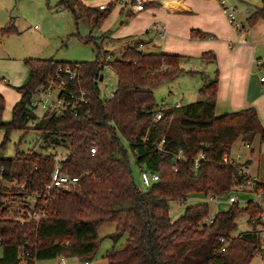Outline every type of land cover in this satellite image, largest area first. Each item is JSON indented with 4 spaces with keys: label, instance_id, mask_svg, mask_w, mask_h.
<instances>
[{
    "label": "trees",
    "instance_id": "16d2710c",
    "mask_svg": "<svg viewBox=\"0 0 264 264\" xmlns=\"http://www.w3.org/2000/svg\"><path fill=\"white\" fill-rule=\"evenodd\" d=\"M248 19L250 27L264 20V0ZM62 8L73 13L76 22L93 21L92 31L100 29L113 6L101 11L88 7L81 0H61ZM11 28L3 29L8 32ZM193 30L191 36L207 38ZM93 42L92 36L81 38ZM142 41L129 47L121 60L112 62L118 87L113 98H102L98 81L102 75L101 52L94 62H59L54 59H28V81L17 88L21 100L13 108L12 121H3L5 98L0 93V131L4 150L10 134L23 129L35 114L27 110L32 94L60 66H79L80 80L69 88L85 90L88 103L79 117L52 116L43 118L36 127L46 137L68 143L69 155L62 161V171L80 177L77 187L61 190L47 209L35 196L50 183L56 166L53 155L28 154L0 162V264H19L27 254V264L58 257L90 261L101 243L99 231L115 224L108 237L113 245L106 255L109 264H252L258 239L254 232L233 237L237 219L246 214L248 225L257 226V207L240 208L233 204L219 211L212 224L204 223L210 215L208 204L188 206L183 215L172 221L170 203L186 204L189 198L224 197L234 186L238 165L224 162L234 144L245 138L252 143L259 137L264 142V127L255 108L217 117L218 76L206 81L199 93L201 100L173 108L163 118L152 121L158 107L154 90L185 73L183 57L171 54L144 53ZM213 62L212 53L203 55ZM129 150L140 170L157 173L159 181L149 188H139L134 180ZM97 147L96 155L91 149ZM182 154V159L177 157ZM204 154L198 162L195 159ZM141 172V171H140ZM7 183L9 185H5ZM16 196L26 211L21 220L9 216L4 205L6 196ZM7 198V197H6ZM35 200L36 211L44 208L45 218L36 221L28 199ZM31 210L32 212H29ZM29 216L31 219H29ZM125 237V242L121 240ZM221 238L228 247L222 251Z\"/></svg>",
    "mask_w": 264,
    "mask_h": 264
},
{
    "label": "rangeland",
    "instance_id": "374dc122",
    "mask_svg": "<svg viewBox=\"0 0 264 264\" xmlns=\"http://www.w3.org/2000/svg\"><path fill=\"white\" fill-rule=\"evenodd\" d=\"M60 1L61 0H0V93L5 98L3 121L6 123L12 121L13 108L21 100V94L17 88L23 86L29 78V66L26 64V60L54 59L59 62L70 63L94 62L98 57L99 49L101 52V62L104 66L102 71L103 80L98 81L100 96L102 98H110L111 93L118 87L117 76L111 65L116 59L121 60L123 58V55L120 56L119 50H117L115 46L109 44L110 39L117 41L129 35L133 30L140 31L143 27H146V25L152 23L155 17L161 16L155 14L151 15L152 19L139 20L129 18L123 26L115 29L114 27L120 18L115 20L114 14L121 10L119 9L120 7L122 9L123 7L124 9H130L129 5L125 8L126 6L120 3L119 0H81L84 5L98 10L101 5L106 6L107 9L113 6L111 14L105 19L101 26V28L108 33L101 35L97 29L94 31L91 29L94 20L89 21L87 19H82L77 23L73 13L59 5ZM249 4L251 5L249 7L241 3L238 5L242 11L239 18L242 21L247 20L245 22H248V19L254 14L256 9L262 5L261 0L249 1ZM118 9L119 11H117ZM248 11L250 15L247 14ZM245 14L248 15V18ZM260 21H263V19H260L255 24H258L256 26V28H258L256 39L250 38L248 34L246 35L249 40L247 48L254 47V52L251 53L253 61L250 60V65L244 67L249 82L248 88L246 89V85H244L243 88L232 90V94L234 93L235 98L232 108L242 105L244 102L247 103L246 101L251 102L252 106H250V108H255L259 117L261 116L264 121V84L260 82V78L264 75V64L263 66H258L257 64L258 60L264 58V27H260ZM161 24L162 26L163 24L166 25L164 22ZM253 27H250L249 31H251ZM6 28H11V30L8 32L2 31ZM239 35L241 37L240 33ZM90 36L94 39L93 42L90 43H85L79 38L85 39ZM150 38H155L157 42H162L155 32L154 35L151 34ZM239 42H242V37L239 39ZM126 44L127 42L122 43V47ZM148 50L149 49L146 48L144 51L148 53ZM195 59L197 58H193L190 64H185L184 66L191 67L194 65L192 67H202L204 74L181 75L175 81L164 83L156 88L153 92L155 102L158 106L164 103H181L182 106H186L200 101L201 96L199 91L204 86L207 76L214 79L216 75L215 72L218 70V80H221L224 75L226 76L230 73L228 71L223 73L221 70V67L225 69L227 64L230 66L226 52L221 54L220 63L214 65L204 61L202 64V61ZM225 84L227 85V95H230L231 90L228 86L229 82L225 81ZM223 91L225 90H222V92ZM236 101L238 102L237 104H235ZM232 108L228 107V109ZM27 110L32 112L29 103L27 104ZM44 115L45 113L43 110H37L35 114L36 117L27 122L23 129H15L11 132L9 141L3 150L4 159H15L19 156L24 158L32 153L53 155L54 157H58L59 161H64L67 158L70 151L68 143H63L61 139L46 137L42 131L33 129L32 123L37 125ZM3 137L4 131H0V144ZM124 144L129 151L135 183L139 188L145 189L140 179L141 170L136 165L133 154L129 150V146L127 143ZM229 156L232 160L239 161V163H245L250 160V174L253 177H258V175H260L261 181H264V142L261 143L258 137H256L253 144L247 142L243 137L240 138L234 144ZM239 156L241 159H238ZM4 184L9 185L7 183ZM232 194L238 198L240 203L245 199L251 198L249 195L246 196L234 193L233 190L223 198L217 197L223 201L221 205L210 201V197L205 199L200 196L197 198L191 197L186 204H182L179 201L171 202L169 215L173 220H177L183 215L184 210L188 206L203 203L204 200H206L210 207V216H214L219 211H224L230 207L228 200ZM6 197L3 200L5 207H10L9 216L21 220L26 211L24 205H22L23 203H21L20 199L16 196L10 197L8 195ZM28 202H30L29 206L33 210L35 200L29 198ZM29 212L32 211L30 210ZM29 219H31L30 216ZM237 224L236 236L250 231L248 216L246 214L237 219ZM115 229V224H107L100 229L99 234L102 240L96 255L90 260V264H109L106 255L113 243L108 235L114 233ZM2 255L3 250L0 247V258ZM62 259L65 260V264H81L82 262L76 258L58 257L53 260L38 261L36 264H61ZM252 264H264V261L262 258L255 256Z\"/></svg>",
    "mask_w": 264,
    "mask_h": 264
},
{
    "label": "crops",
    "instance_id": "0c3cea01",
    "mask_svg": "<svg viewBox=\"0 0 264 264\" xmlns=\"http://www.w3.org/2000/svg\"><path fill=\"white\" fill-rule=\"evenodd\" d=\"M249 1L253 0H143L144 10L141 12H134L127 7H125L127 9H124V7L122 9L120 7L119 9L121 10L119 11L118 9L117 11L119 12L116 11L117 13L114 14V19L116 20L117 18H121L126 12H128L127 18L123 25L129 18H135L139 20L152 19L151 15L155 14L161 16L155 17L152 23L146 25V27H143L140 31L133 30L129 35L122 37V39L117 41H115L114 39H110L109 44L111 46H115L116 49L119 50L120 56L124 54L126 49L134 45L136 41H142V43L140 44L142 45V47L139 45V49L146 54L158 53L182 56L183 59L181 62V67H184L183 69L185 73L181 75L204 74V71H202V67H192L194 65H192L191 67L184 66L185 64H190L193 58H197L195 60L202 61V64L204 61L208 64L214 65L220 63L221 54L223 52H226L228 55L230 66H228L227 64L225 69L221 67V70L223 73L227 71L230 73L226 76L224 75L221 80H218L217 104L215 114L217 117H220L225 114L237 112L239 110L241 111L242 109L244 110L250 108V106H252V103L246 101L247 103L244 102L242 105L232 108L235 101L234 93L232 94V90L243 88L244 85H246V89L248 88L249 82L245 74L246 70H244V67H247L248 65H250L251 61H253L251 53L254 52V47L247 48V45L249 43L247 36H245L247 38L246 44H243L242 42L241 44L239 42V39L241 37L243 39V36L241 35L240 37L239 32L236 31L237 29L234 28V25L230 23L227 15L224 13V6L239 8L238 5L241 3L242 5L249 7L251 6L249 4ZM99 10H101V7L99 8ZM239 10L240 12L238 13V18L242 13L240 8ZM246 16L248 18V15ZM240 21L242 23H245V21L247 20ZM162 22L166 23V25L163 24L162 26ZM260 22V27H264V20ZM257 25H255L252 30L247 33L248 36L252 39H256L255 37L258 33V28H256ZM162 27L165 28L166 32L164 38L160 36ZM97 30L101 33V35L108 33L105 32L102 28ZM193 30H200L201 32L208 34L207 38H193L191 36ZM154 32L157 34L158 38L160 37V40L162 42H157L155 38H150L151 34L154 35ZM126 42L127 44L122 47V43ZM146 48L149 49L148 53L144 51ZM206 53L214 54L215 60L213 62L205 61L203 59V55ZM218 72L219 71L216 70L215 77L217 76ZM209 80L212 79L207 76V78L205 79V83ZM225 81L229 82L228 86L231 90L230 95H227V85L225 84ZM261 83L264 84V82ZM222 90L225 91L222 92ZM237 103L238 102L236 101L235 104ZM228 107H231L232 109H228ZM259 119H261L260 121L262 123L263 119L261 116L259 117ZM255 139L253 140V142L255 141ZM248 162L250 165V160ZM256 178L261 180L260 175H258V177ZM229 208L224 211L229 210ZM171 220L175 221L172 218ZM232 236L236 237V231ZM124 242L125 238L123 237V239L121 240V244H123Z\"/></svg>",
    "mask_w": 264,
    "mask_h": 264
},
{
    "label": "built area",
    "instance_id": "2783aa9c",
    "mask_svg": "<svg viewBox=\"0 0 264 264\" xmlns=\"http://www.w3.org/2000/svg\"><path fill=\"white\" fill-rule=\"evenodd\" d=\"M120 3L130 6V9L134 12H141L144 10L143 0H119ZM106 9V6H101V10ZM239 8H231L224 6V13L227 15L231 24L237 29V31L243 36L242 43H247V38L245 37L249 32L250 26L248 22L242 23L238 18ZM250 15V12H247ZM165 28L162 27L161 37L165 36ZM142 47V45H140ZM258 66H263L264 58L257 61ZM79 66H60L56 74L47 80L46 83L41 85L31 96L29 104L32 108V113L36 114L37 110H43L45 115L43 118H48L52 116H73L79 117L82 108L88 103L87 92L85 90L74 91L69 88L70 85H74L78 80H80V72L78 71ZM261 82H264V75L261 77ZM117 89L111 93L110 98H113ZM182 105L180 103L168 104L164 103L158 106L152 116V121L157 122L161 120L166 111L173 108H180ZM42 118V119H43ZM33 128L36 127L35 123H32ZM98 149L93 147L91 149V156H95ZM181 160L182 154L177 157ZM205 158L204 154H200L195 159V169L198 168V162ZM56 159V166L52 172L50 183L44 188L43 192L36 195V198L42 199V206L47 209L48 205H51L54 201V195L61 190H70L75 188L80 183V177L72 176L68 173L62 171V161ZM238 159H241L239 156ZM225 163H230L233 165H238V175L234 179V186L231 190L234 193L249 195L250 199H245L242 203L239 202L235 195L229 197L228 203L230 207L233 204H239L240 208H246L248 204H253L257 207V226L255 228L250 227L249 232H254L258 239V246L255 251V256H258L264 261V181L253 177L249 172V162L239 163V161L232 160L230 156L224 157ZM140 179L144 188H149L154 183L159 181V175L157 173H152L149 171L141 170ZM208 198V197H205ZM204 198V199H205ZM223 198V197H219ZM210 201L216 202V204L221 205L222 200L218 199L216 196H210ZM203 204H208L204 200ZM44 208L40 211H36V204L33 206L34 212L31 213V218L39 221L45 218L46 213ZM216 215V214H215ZM214 216H208L204 218V223L212 224L214 222ZM221 243L223 244L222 251L228 247V242L225 238H221ZM27 254L23 252L20 255L19 264H27L26 261ZM61 264H65V260H61ZM81 264H90V261H82Z\"/></svg>",
    "mask_w": 264,
    "mask_h": 264
},
{
    "label": "water",
    "instance_id": "95a60500",
    "mask_svg": "<svg viewBox=\"0 0 264 264\" xmlns=\"http://www.w3.org/2000/svg\"><path fill=\"white\" fill-rule=\"evenodd\" d=\"M127 14L128 12H126L121 18L120 20L117 22L116 26L114 27L115 29L119 28L120 26L123 25V23L125 22L126 18H127ZM103 80V75H101L100 77V81ZM4 159V153L2 150H0V162Z\"/></svg>",
    "mask_w": 264,
    "mask_h": 264
}]
</instances>
